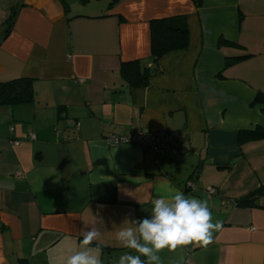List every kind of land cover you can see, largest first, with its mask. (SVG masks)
<instances>
[{"label": "crops", "instance_id": "1", "mask_svg": "<svg viewBox=\"0 0 264 264\" xmlns=\"http://www.w3.org/2000/svg\"><path fill=\"white\" fill-rule=\"evenodd\" d=\"M161 18L185 19L188 46L130 89L120 67H152ZM19 78L34 101L0 107V264H65L89 210L103 221L91 247L117 264L116 228L150 216L165 182L207 199L221 228L206 247L162 250L160 264H264V196L232 203L264 188V139L244 134L264 129V0H0V82ZM135 132L175 133L177 153L108 143Z\"/></svg>", "mask_w": 264, "mask_h": 264}, {"label": "clouds", "instance_id": "2", "mask_svg": "<svg viewBox=\"0 0 264 264\" xmlns=\"http://www.w3.org/2000/svg\"><path fill=\"white\" fill-rule=\"evenodd\" d=\"M149 202L150 216L126 219L116 228L115 235L126 249L117 264H160L162 250L175 251L188 245L206 247L221 228L220 221L213 222L207 199L187 196L166 182ZM89 213L91 218L83 220L86 230L78 250L69 252L65 264H102L99 249L91 245L101 238L97 225H103V221L90 210Z\"/></svg>", "mask_w": 264, "mask_h": 264}, {"label": "trees", "instance_id": "3", "mask_svg": "<svg viewBox=\"0 0 264 264\" xmlns=\"http://www.w3.org/2000/svg\"><path fill=\"white\" fill-rule=\"evenodd\" d=\"M118 0H112V5ZM196 8H200L202 0H193ZM17 11H13L6 20V28L1 35L5 39L11 32ZM150 31V55L152 67H142L140 60H133L122 63L120 67V78L130 89L146 87L152 76L159 73L158 61L166 54L186 49L188 46V28L184 18H161L151 20L149 23ZM218 46L236 47V44L220 39ZM156 66V67H155ZM34 101V91L32 80L26 78L14 79L0 82V107H12L19 104H28ZM262 103L259 96L254 100V104ZM248 139H264V129L258 128L254 132H245ZM264 196V188H260L251 195L237 201L235 206H252L253 200Z\"/></svg>", "mask_w": 264, "mask_h": 264}, {"label": "built area", "instance_id": "4", "mask_svg": "<svg viewBox=\"0 0 264 264\" xmlns=\"http://www.w3.org/2000/svg\"><path fill=\"white\" fill-rule=\"evenodd\" d=\"M178 137L175 133L160 132L155 134H147L144 132H135L125 136H112L108 138V143L112 146L118 145H135L141 148L150 150L157 158L167 153H177L172 148V142ZM35 136H31L34 140ZM19 144V143H16ZM17 178L21 177V173L16 174ZM188 189H194V183L189 181L187 183ZM215 193L214 189L208 190V195L211 196ZM223 204L225 202H222ZM232 203H234L232 201ZM184 264H192L189 259H186Z\"/></svg>", "mask_w": 264, "mask_h": 264}]
</instances>
